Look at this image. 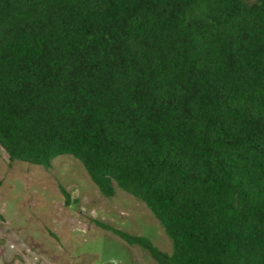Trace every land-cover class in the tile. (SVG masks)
<instances>
[{
  "label": "trees",
  "instance_id": "16d2710c",
  "mask_svg": "<svg viewBox=\"0 0 264 264\" xmlns=\"http://www.w3.org/2000/svg\"><path fill=\"white\" fill-rule=\"evenodd\" d=\"M0 145L144 203L172 254L101 226L156 264H264V0H0Z\"/></svg>",
  "mask_w": 264,
  "mask_h": 264
},
{
  "label": "rangeland",
  "instance_id": "374dc122",
  "mask_svg": "<svg viewBox=\"0 0 264 264\" xmlns=\"http://www.w3.org/2000/svg\"><path fill=\"white\" fill-rule=\"evenodd\" d=\"M0 182V264H156L101 224L174 251L144 203L122 190L104 197L72 156L47 169L11 162L0 145Z\"/></svg>",
  "mask_w": 264,
  "mask_h": 264
}]
</instances>
